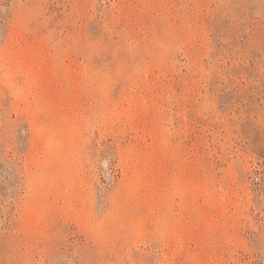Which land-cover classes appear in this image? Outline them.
<instances>
[{"label":"rangeland","instance_id":"obj_1","mask_svg":"<svg viewBox=\"0 0 264 264\" xmlns=\"http://www.w3.org/2000/svg\"><path fill=\"white\" fill-rule=\"evenodd\" d=\"M0 264H264V0H0Z\"/></svg>","mask_w":264,"mask_h":264}]
</instances>
